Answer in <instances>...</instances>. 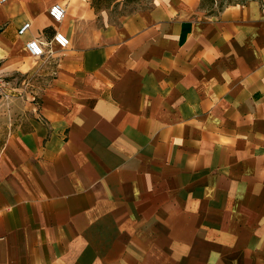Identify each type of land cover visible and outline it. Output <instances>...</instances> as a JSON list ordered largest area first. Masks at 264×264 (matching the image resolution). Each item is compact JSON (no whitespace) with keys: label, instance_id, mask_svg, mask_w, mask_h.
I'll list each match as a JSON object with an SVG mask.
<instances>
[{"label":"crops","instance_id":"crops-1","mask_svg":"<svg viewBox=\"0 0 264 264\" xmlns=\"http://www.w3.org/2000/svg\"><path fill=\"white\" fill-rule=\"evenodd\" d=\"M108 1L0 0V264H264V0Z\"/></svg>","mask_w":264,"mask_h":264},{"label":"built area","instance_id":"built-area-1","mask_svg":"<svg viewBox=\"0 0 264 264\" xmlns=\"http://www.w3.org/2000/svg\"><path fill=\"white\" fill-rule=\"evenodd\" d=\"M49 15L55 22H62L66 15V8L61 3H54L49 8ZM31 27L30 22H25L21 25L18 30L20 35L25 34ZM51 42H55L60 48H67L70 46L71 41L70 38L64 34L63 32L57 31L52 40L48 43L41 40L40 38H31L26 42V48L29 53L34 57H40L45 55L46 53L51 54L53 52V48L51 47ZM48 47V48H47ZM30 85V82L26 81L23 83L24 88H27ZM17 89H14L11 82L0 73V98L5 100H9L14 96V92ZM20 94V93H19Z\"/></svg>","mask_w":264,"mask_h":264},{"label":"rangeland","instance_id":"rangeland-1","mask_svg":"<svg viewBox=\"0 0 264 264\" xmlns=\"http://www.w3.org/2000/svg\"><path fill=\"white\" fill-rule=\"evenodd\" d=\"M153 0H122V2H118L114 8H113V12L118 14V13H126L129 11H134L137 10L139 8H143L145 6H149L150 3ZM108 0H102V3H108ZM220 2V1H219ZM204 11L207 14H213L215 13V11H217V5H215L213 8H206L204 9ZM30 80V85H31V79H27V82ZM29 85V86H30Z\"/></svg>","mask_w":264,"mask_h":264},{"label":"trees","instance_id":"trees-1","mask_svg":"<svg viewBox=\"0 0 264 264\" xmlns=\"http://www.w3.org/2000/svg\"><path fill=\"white\" fill-rule=\"evenodd\" d=\"M220 1V2H219ZM249 0H202L201 7L202 8H213L215 5H217V11L219 12L223 10L225 7L237 4V3H246Z\"/></svg>","mask_w":264,"mask_h":264}]
</instances>
